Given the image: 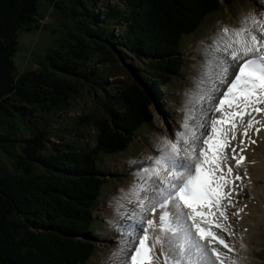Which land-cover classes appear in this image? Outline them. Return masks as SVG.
Here are the masks:
<instances>
[{
    "label": "trees",
    "instance_id": "obj_1",
    "mask_svg": "<svg viewBox=\"0 0 264 264\" xmlns=\"http://www.w3.org/2000/svg\"><path fill=\"white\" fill-rule=\"evenodd\" d=\"M114 1L65 0L72 20L65 38L47 51L43 67L12 81L17 33L33 27L39 3L0 0V77L11 82L0 91V148L9 155L8 163L0 160V264L89 261L96 247L84 237H94L101 188L114 170L106 157L125 150L151 124V89L168 94L172 75L184 68L182 36L222 4ZM113 51L122 57L127 51L145 64L132 69L141 83L106 87L114 74L107 71ZM90 90H101L109 106L105 123L89 115L82 119L92 133L66 113Z\"/></svg>",
    "mask_w": 264,
    "mask_h": 264
},
{
    "label": "snow or ice",
    "instance_id": "obj_2",
    "mask_svg": "<svg viewBox=\"0 0 264 264\" xmlns=\"http://www.w3.org/2000/svg\"><path fill=\"white\" fill-rule=\"evenodd\" d=\"M215 52L224 55L209 61L211 88L192 94L181 130L163 139L147 162H133L137 181L127 196L135 207L118 212L131 223L115 225L123 238V264H239L215 245L236 251L222 235H232L227 205L237 191L234 181L242 179L234 168L243 167L242 153L256 143L249 132L264 127L258 118L264 113V19L250 15L239 28L225 27ZM211 113L219 116L210 119ZM238 128L244 130L234 146ZM149 213H159L158 219L147 218Z\"/></svg>",
    "mask_w": 264,
    "mask_h": 264
},
{
    "label": "rangeland",
    "instance_id": "obj_3",
    "mask_svg": "<svg viewBox=\"0 0 264 264\" xmlns=\"http://www.w3.org/2000/svg\"><path fill=\"white\" fill-rule=\"evenodd\" d=\"M62 1L38 0L39 5L34 15V23H32L29 28L33 27L28 30L24 29L18 31L17 50L12 58V65L15 70V74L11 73L12 81L17 78V75L26 70H37L43 67L45 65L44 62L47 51L58 46V42L65 38L66 31L71 25L72 20L70 13L67 11V6L64 4L65 0ZM220 1L222 3L220 8L207 15L195 32L182 36L180 41L183 47L181 50L184 53V57L181 62L184 68L181 72H176L172 75L167 85L169 93L162 94L159 88L151 89L149 94L152 97V103L150 104V108L152 109L151 124L144 126L142 128L143 131L134 136L133 142L130 143L125 150L118 151L106 157L108 158L107 163L113 165L114 170L110 178L111 180L105 182L101 188L100 198H103V200L99 202L98 208L94 212V214H96V228L93 234L97 235L98 239L92 236L87 239L94 242L96 248L86 264H116L118 262L119 253L115 251L116 248H114V246L120 245V242L115 239H110V243L105 242L104 239L101 238V234L99 236L97 232L99 230L98 226L100 224H105L107 221L105 217V212L107 210L112 213L113 210L109 208L111 201L120 197L121 192H126V186L129 182L137 181L136 176L133 177V167L131 166L134 165V161L143 160L144 152L148 148L150 141V134H153V132L165 134L166 129L172 131L174 128L178 127L180 95L186 92L190 87L188 77L194 73L192 70L194 47H196L201 39H207L215 30H220L228 26L229 22L233 21L235 17L243 15V10L249 6V3L255 4L253 7L258 10H264V0ZM110 2L113 3L115 1L110 0ZM95 6H97V3ZM116 33H118V30H116ZM125 54L126 55L122 57L117 51H113V59L107 71L110 69L114 74L106 78V87L109 90H115L116 88L120 89L122 83L127 84L131 81L140 82L138 79L142 78L140 74L136 71L134 72L132 69L134 66L144 68L145 64L136 57H133L129 52L126 51ZM7 83L11 84L6 77H0V91H3V93L6 92ZM145 86L148 88V85H143L144 88H146ZM162 101L167 104V107L161 105ZM108 107L105 95H103L101 90H90L75 100L72 110L66 113L69 118L75 116L76 123L84 132L90 131L92 133L95 132V130L93 131L91 125L84 124L82 119L89 115L94 119L100 118L104 122L109 116ZM159 116L162 117L164 126L158 125V122L161 120ZM50 123V127L57 126L56 121H50ZM61 132L62 131H60V133ZM69 138L71 137L66 136L63 137V140ZM8 158L9 155L0 148V160L4 163H8ZM101 166L106 172H109L111 169L106 163H101ZM133 178L134 180H132ZM108 218L110 223L111 217L108 216ZM151 218L152 217H149V219ZM103 226L105 228V225ZM103 232L104 235L111 236L113 234L108 232L105 233V229ZM114 234L116 238L117 235L115 232ZM263 234L262 232L260 238H262ZM259 248V252L256 253L259 257L258 264H264V237L259 243ZM113 259H116V261L112 262Z\"/></svg>",
    "mask_w": 264,
    "mask_h": 264
},
{
    "label": "bare ground",
    "instance_id": "obj_4",
    "mask_svg": "<svg viewBox=\"0 0 264 264\" xmlns=\"http://www.w3.org/2000/svg\"><path fill=\"white\" fill-rule=\"evenodd\" d=\"M253 3H249V6L243 10V15L235 17L233 21L229 22V25L226 26L230 29L239 28L241 26V22L245 20L246 17L256 16L258 19H264V10H258L253 7ZM225 28V27H224ZM215 30L211 36H208L207 39H201L196 47H194L193 56V66L192 73L188 77V81L190 83V87L186 92H183L180 95V115L179 121L177 123L176 128L172 131L166 129L165 134L159 132H153L150 134V141L148 144V148L144 152V158L142 161L147 162L150 156H155L157 154V147L159 143L165 139H172L174 133L181 130V126L184 122V119L187 115H189V102L191 100L192 94L194 92H198L200 90H208L211 88L212 78H209L205 75L209 61L212 59L214 55H224L223 53H216V42L223 36V29ZM218 93H213V95H217ZM212 104L211 102L205 101L203 103V109L205 111L211 110ZM214 117H218L217 113H211L209 118L213 119ZM158 123L159 126H164L162 123V117ZM157 118V119H159ZM262 121H264V113H261L258 117ZM248 117H245V121H247ZM194 120L192 123H195ZM256 127H260L259 133H256L255 130L249 132V136L256 141L254 144H248L245 151L242 153L246 159L243 162V167L239 169L234 168V173L238 172L241 176L240 181H234V185L237 186V191L232 194V204L227 205V224H229L230 231L232 235H229L227 232L222 233L225 238V242L229 243L235 248V253H228L227 249H224L222 245H215L221 251H224L226 254L233 256L235 259L239 261V264H258L259 257L256 253L259 252V243L262 238H260L261 233H264V127L261 125H256ZM243 128L237 129V138L235 141H232V144L239 145V141L242 139L241 133L243 132ZM229 156V164L235 165V161L231 159V149L227 150ZM237 152H239V148H237ZM133 174L136 165L133 166ZM245 170L247 171V175H245ZM226 171V169H225ZM135 177V174L133 175ZM134 180V178L132 179ZM131 181V180H130ZM135 182H129L126 186V192H121L120 197L111 201V205H109L110 210H113L112 213L107 210L105 212V217L107 221L105 224H100L98 226L99 236L101 234V238L104 239L105 242L110 243L111 240H116L120 242V245L114 246L116 248V252L119 253L118 262L116 264H123L124 256L120 254V249L123 247L122 236L115 227L118 223H131L129 220L123 219L118 212H124L125 209L131 211L135 205L129 203L127 192L129 187ZM231 187V186H230ZM242 211H239L241 210ZM159 213L156 214L155 217L151 213H149L148 218L158 219ZM109 217L110 223H109ZM105 225V228L104 226ZM105 233H113L110 235H104ZM107 229V230H106ZM216 231L219 232L217 229ZM116 233V238L115 234ZM95 239H98L97 235H94ZM243 245V247H242ZM159 251V249H157ZM116 259H113L112 262H115Z\"/></svg>",
    "mask_w": 264,
    "mask_h": 264
},
{
    "label": "water",
    "instance_id": "obj_5",
    "mask_svg": "<svg viewBox=\"0 0 264 264\" xmlns=\"http://www.w3.org/2000/svg\"><path fill=\"white\" fill-rule=\"evenodd\" d=\"M224 1H226V0H224ZM152 103V102H151Z\"/></svg>",
    "mask_w": 264,
    "mask_h": 264
}]
</instances>
